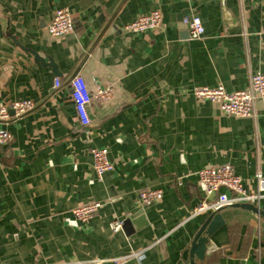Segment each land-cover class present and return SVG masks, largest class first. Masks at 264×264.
<instances>
[{
  "label": "crops",
  "instance_id": "0c3cea01",
  "mask_svg": "<svg viewBox=\"0 0 264 264\" xmlns=\"http://www.w3.org/2000/svg\"><path fill=\"white\" fill-rule=\"evenodd\" d=\"M59 8L74 31L55 37L47 27ZM154 10L156 29L124 28ZM185 15L201 19V39L190 37ZM263 27L264 0H0V105L36 103L0 124L14 136L0 145V264H114L140 251L123 264H190L210 215H193L204 197L198 172L230 163L249 191L264 175V101L256 116L238 117L192 91L244 89L264 72ZM76 75L93 94L113 91L105 103L93 99L88 126L70 94ZM94 147L107 148L114 166L102 181ZM146 189L163 197L140 205ZM92 201L102 203L94 217L69 225L72 210ZM221 214L195 264H264V219L242 207Z\"/></svg>",
  "mask_w": 264,
  "mask_h": 264
},
{
  "label": "built area",
  "instance_id": "2783aa9c",
  "mask_svg": "<svg viewBox=\"0 0 264 264\" xmlns=\"http://www.w3.org/2000/svg\"><path fill=\"white\" fill-rule=\"evenodd\" d=\"M162 21V14L159 10H154L146 15H142L137 20L125 25V29L130 32H143L154 30L159 27ZM183 23L187 26L189 35L193 39H201L205 29L198 16L185 15ZM48 32L55 37L66 36L74 31L73 17L67 8H59L55 11L53 19L49 23ZM260 34L264 37V27ZM62 85L59 77L54 79L53 88L56 90ZM70 94L75 105L78 119L83 126L91 123L89 115V105L95 99L98 103H105L112 97V88L98 87L93 94L85 79L81 75L74 76L70 83ZM196 99L207 100L217 103L221 111L225 114L238 117L256 116V101H264V72L252 73L249 77L248 86L244 89L228 91L224 86L195 87L192 91ZM36 107V103L31 99L14 101L0 105V124L7 123L13 118L19 117ZM13 112V113H11ZM14 139L10 130L0 127V145H8ZM93 156V169L98 181L103 180L106 172L112 171L114 166L108 157L107 148L91 149ZM199 185L204 194L203 199L195 207L193 215L206 214L216 209L232 205L235 203H251L260 206L264 199V175L258 172L255 175L257 190L246 189L243 179L235 171L230 163H224L214 167H208L198 172ZM163 197L160 189H146L140 191L138 202L140 205H150ZM100 201H92L75 207L72 210V217L66 220L69 225L79 227L81 223L88 222L101 208ZM123 221H115L111 228L114 232L119 231L123 226ZM143 252H134L129 255L113 259L114 264H123L132 257L141 259ZM81 264V263H78Z\"/></svg>",
  "mask_w": 264,
  "mask_h": 264
},
{
  "label": "water",
  "instance_id": "95a60500",
  "mask_svg": "<svg viewBox=\"0 0 264 264\" xmlns=\"http://www.w3.org/2000/svg\"><path fill=\"white\" fill-rule=\"evenodd\" d=\"M52 67L56 68L54 63H49ZM228 207H242L249 209L257 213L261 218L264 219V210L259 206L251 203H235L232 205H227L212 211L206 221L203 223L199 231L197 232L191 248V261L190 264H195V259H203L207 250V244L209 242V237L215 231L216 228H219L223 223V216L221 211ZM129 219H126L125 223H129Z\"/></svg>",
  "mask_w": 264,
  "mask_h": 264
}]
</instances>
